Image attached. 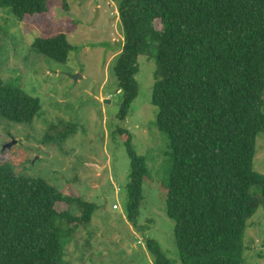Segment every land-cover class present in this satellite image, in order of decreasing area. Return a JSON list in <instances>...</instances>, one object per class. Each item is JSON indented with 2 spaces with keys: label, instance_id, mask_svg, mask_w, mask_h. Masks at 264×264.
Returning a JSON list of instances; mask_svg holds the SVG:
<instances>
[{
  "label": "trees",
  "instance_id": "obj_1",
  "mask_svg": "<svg viewBox=\"0 0 264 264\" xmlns=\"http://www.w3.org/2000/svg\"><path fill=\"white\" fill-rule=\"evenodd\" d=\"M46 1L0 0V8L48 29ZM112 1L124 39L114 67L118 120L137 98L139 58L155 57L151 105L171 151L164 191L180 262L243 264L247 222L264 206V175L253 170L256 138L264 134V0ZM32 47L58 63L71 50L64 35L35 39ZM40 110L38 99L0 77V118L30 123ZM116 133L130 159L125 207L135 224L148 172L130 132ZM95 208L0 164V264H63L62 226L70 239ZM147 248L153 264H170L153 240Z\"/></svg>",
  "mask_w": 264,
  "mask_h": 264
},
{
  "label": "rangeland",
  "instance_id": "obj_2",
  "mask_svg": "<svg viewBox=\"0 0 264 264\" xmlns=\"http://www.w3.org/2000/svg\"><path fill=\"white\" fill-rule=\"evenodd\" d=\"M46 3L52 21L48 29L22 24L8 8H0V77L38 99L41 107L30 123L0 118V164L95 205L90 223L80 225L70 239L68 227L62 226V240L68 241L63 264H153L149 240L170 264H181L173 222L166 215L171 151L167 135L155 126L151 105L154 54L139 58L137 98L129 116L118 120L114 67L124 39L116 3ZM59 35L71 46L65 63L32 47L35 39ZM118 128L130 132L148 172L135 224L126 214L131 168ZM253 170L264 175V134L256 138ZM259 192L256 186L250 189L255 196ZM72 212L79 214L77 207ZM242 243L243 264H264V206L248 220Z\"/></svg>",
  "mask_w": 264,
  "mask_h": 264
},
{
  "label": "water",
  "instance_id": "obj_3",
  "mask_svg": "<svg viewBox=\"0 0 264 264\" xmlns=\"http://www.w3.org/2000/svg\"><path fill=\"white\" fill-rule=\"evenodd\" d=\"M73 78L75 79L76 77H73ZM11 145H12V143L7 144L6 146H7V147H10ZM6 146H5V147H6Z\"/></svg>",
  "mask_w": 264,
  "mask_h": 264
},
{
  "label": "built area",
  "instance_id": "obj_4",
  "mask_svg": "<svg viewBox=\"0 0 264 264\" xmlns=\"http://www.w3.org/2000/svg\"><path fill=\"white\" fill-rule=\"evenodd\" d=\"M114 209H116V206H114Z\"/></svg>",
  "mask_w": 264,
  "mask_h": 264
}]
</instances>
